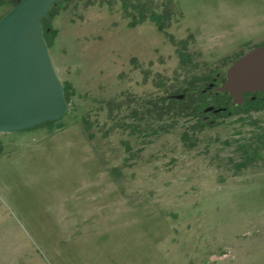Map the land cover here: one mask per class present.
Masks as SVG:
<instances>
[{
  "label": "rangeland",
  "instance_id": "1",
  "mask_svg": "<svg viewBox=\"0 0 264 264\" xmlns=\"http://www.w3.org/2000/svg\"><path fill=\"white\" fill-rule=\"evenodd\" d=\"M44 27L69 108L0 134V264H264V92L211 93L264 0H62Z\"/></svg>",
  "mask_w": 264,
  "mask_h": 264
},
{
  "label": "water",
  "instance_id": "2",
  "mask_svg": "<svg viewBox=\"0 0 264 264\" xmlns=\"http://www.w3.org/2000/svg\"><path fill=\"white\" fill-rule=\"evenodd\" d=\"M62 0H18L0 20V134L19 133L61 120L69 105L44 37L43 22ZM264 92V45L232 63L211 93L227 94L230 107ZM212 110V109H210Z\"/></svg>",
  "mask_w": 264,
  "mask_h": 264
},
{
  "label": "trees",
  "instance_id": "3",
  "mask_svg": "<svg viewBox=\"0 0 264 264\" xmlns=\"http://www.w3.org/2000/svg\"><path fill=\"white\" fill-rule=\"evenodd\" d=\"M44 22H45V20H44ZM44 22H43V29H44V37H45V39L47 38V36H48V34H49V30L48 29H45V27H44ZM46 42H47V40H46ZM48 43V42H47ZM49 45V44H48ZM200 103H202V102H200ZM201 110V106L199 105L198 106V109H197V107L195 108V109H193V112H198V111H200ZM49 124L50 123H53V122H48ZM26 132V131H25Z\"/></svg>",
  "mask_w": 264,
  "mask_h": 264
},
{
  "label": "bare ground",
  "instance_id": "4",
  "mask_svg": "<svg viewBox=\"0 0 264 264\" xmlns=\"http://www.w3.org/2000/svg\"><path fill=\"white\" fill-rule=\"evenodd\" d=\"M55 122H57V121H55ZM48 123V122H47ZM46 124V123H45ZM39 127V126H38ZM35 128H37V127H35ZM34 129V128H33ZM31 130V129H30ZM28 131V130H27ZM23 132H25V131H23ZM20 133V132H19ZM2 134V133H1ZM4 134V133H3Z\"/></svg>",
  "mask_w": 264,
  "mask_h": 264
},
{
  "label": "flooded vegetation",
  "instance_id": "5",
  "mask_svg": "<svg viewBox=\"0 0 264 264\" xmlns=\"http://www.w3.org/2000/svg\"><path fill=\"white\" fill-rule=\"evenodd\" d=\"M249 96L254 97L255 95H249Z\"/></svg>",
  "mask_w": 264,
  "mask_h": 264
}]
</instances>
